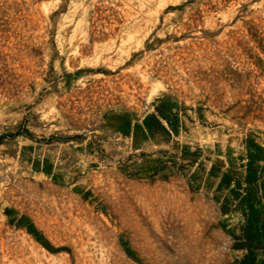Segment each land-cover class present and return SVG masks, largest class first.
<instances>
[{
  "label": "rangeland",
  "instance_id": "374dc122",
  "mask_svg": "<svg viewBox=\"0 0 264 264\" xmlns=\"http://www.w3.org/2000/svg\"><path fill=\"white\" fill-rule=\"evenodd\" d=\"M0 264H264V0H0Z\"/></svg>",
  "mask_w": 264,
  "mask_h": 264
}]
</instances>
